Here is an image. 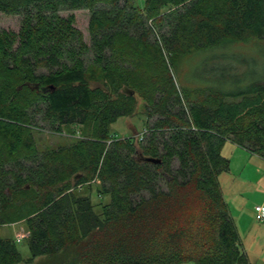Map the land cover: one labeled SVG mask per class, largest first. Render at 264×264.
<instances>
[{
  "label": "trees",
  "instance_id": "1",
  "mask_svg": "<svg viewBox=\"0 0 264 264\" xmlns=\"http://www.w3.org/2000/svg\"><path fill=\"white\" fill-rule=\"evenodd\" d=\"M138 1L0 0V12L23 16L17 32L0 31V226L27 227L24 264H250L220 190L221 149L264 159V77L231 95L186 88V105L157 85L194 55L221 83L247 70L224 51L264 46V0ZM79 9L91 11L90 44L59 14ZM154 26L167 28L161 45ZM134 84L148 94L144 114H159L141 141L111 132L134 115ZM37 117L76 141L38 150ZM88 183L107 198L98 213L77 194ZM16 243L0 237V264H23Z\"/></svg>",
  "mask_w": 264,
  "mask_h": 264
},
{
  "label": "rangeland",
  "instance_id": "2",
  "mask_svg": "<svg viewBox=\"0 0 264 264\" xmlns=\"http://www.w3.org/2000/svg\"><path fill=\"white\" fill-rule=\"evenodd\" d=\"M139 6H142V1H138ZM61 16H68L73 15L74 16V27L77 28L83 35L84 41L88 44H90V36L88 33V23L89 19L91 17V11L89 9H79V10H69V11H63L59 13ZM21 15H13V14H5L0 12V31L2 30H11L14 32H17L20 28L21 21H22ZM154 33L151 37V42L153 43H159L161 45L162 43V37L161 32L166 31L167 28L164 30H159L154 26ZM225 54L228 56H237L240 59H246L248 61V67L247 70L245 68L242 70V68H239L237 72H231L228 71L226 80L224 83H221V81L218 78H213L207 76V72L205 69L202 68L203 66V60L204 56H197L194 55L190 58H184L180 66L175 71L169 68V78L171 80V86H168L167 84L164 85L160 84L157 85L158 89H166V86L169 91H173V94L180 95L181 100L184 102L186 101L187 96H185L186 92L185 89L188 88L190 93L195 94V91L198 90H207L208 92L211 91H219L222 93H228V94H234L237 92H241L245 90L250 83L254 81H260L261 78L264 77V46L255 44V43H241L234 45L232 48H229L224 51ZM235 62V61H234ZM243 66V64H241ZM244 67V66H243ZM147 73V72H146ZM164 71H156L157 75H162ZM149 77L146 76L144 73H141L139 75L138 80L145 82L146 78ZM146 83V82H145ZM134 87V90H137V93L135 95V100L137 102V106L134 112L133 116H127V117H120L117 119L112 125H111V132L115 133L118 137H132L134 136L136 139L139 137V134L142 133L143 126L145 123L150 124L149 126L154 124V121L159 117V114L154 116H147L144 114V108L145 104H147L148 94H145L143 91H140L139 93V86L134 84L132 88ZM164 90H159L157 92V98L161 97L163 95ZM143 95H142V94ZM172 94V95H173ZM206 93H200V97H204ZM225 101L228 103H240L241 97L233 98L231 96H227ZM185 104V102H184ZM186 105V104H185ZM177 110V109H176ZM36 129L34 130V138L36 140V146L37 149L40 151L46 150V149H52L57 148L63 145L70 144L74 141H76L77 137L70 134L69 131L66 129H62L61 132L56 133L50 130V128L45 125L43 122L38 120L37 117V123H36ZM168 134H164L163 139L164 142L167 140ZM157 137L155 140L159 141L160 144H162V138ZM161 140V141H160ZM148 142H144V145H146ZM136 145H139V143H135ZM162 146V145H161ZM162 151V150H161ZM241 159L236 155L233 156V160L231 162V170L233 173H237L238 168L240 167L239 164L241 163ZM178 163L176 160L172 161V170L177 168ZM220 190L222 195L223 194V183H221L220 178ZM93 183H88L87 185L83 186L77 191V194H89L88 196L91 198V202L94 205V211L96 213L100 212L101 206L103 202L107 201V198H103L101 201L100 199L96 198V187ZM161 187L165 190V183L161 182ZM261 197V196H260ZM258 197V198H260ZM227 197L225 196V201ZM257 200V199H256ZM231 205L232 202H231ZM232 210L236 211V209L232 206ZM235 211L233 215L235 214ZM229 212V211H228ZM230 215V213H229ZM231 218H234L232 215H230ZM237 226V224H236ZM238 233L240 230L242 231L243 227L241 224H238ZM240 229V230H239ZM28 230L24 223H17V224H10V225H3L0 226V237L3 239H9V240H17V237L21 236L22 239L19 243H16V246L19 250V253L21 255V258L24 261L29 259L30 252L28 249ZM71 253V250L67 251L65 254ZM63 255V254H62ZM38 258L35 259L31 264H37ZM37 261V262H36ZM52 261H56L55 259H52ZM185 264H193V263H185Z\"/></svg>",
  "mask_w": 264,
  "mask_h": 264
},
{
  "label": "crops",
  "instance_id": "3",
  "mask_svg": "<svg viewBox=\"0 0 264 264\" xmlns=\"http://www.w3.org/2000/svg\"><path fill=\"white\" fill-rule=\"evenodd\" d=\"M236 154L242 161L233 173L231 162ZM221 155L228 160V170L219 176L223 199L227 197L225 203L237 232L238 224L243 227L238 235L250 264H264V219L256 220L254 209H264V159L229 141L223 145ZM232 206L236 209L234 215Z\"/></svg>",
  "mask_w": 264,
  "mask_h": 264
},
{
  "label": "built area",
  "instance_id": "4",
  "mask_svg": "<svg viewBox=\"0 0 264 264\" xmlns=\"http://www.w3.org/2000/svg\"><path fill=\"white\" fill-rule=\"evenodd\" d=\"M146 133V130H143L142 133L139 134V137L137 138L138 141L142 140V136ZM255 213H256V220H263L264 219V209L261 206H255ZM22 239L21 236L17 237V241L20 242Z\"/></svg>",
  "mask_w": 264,
  "mask_h": 264
},
{
  "label": "water",
  "instance_id": "5",
  "mask_svg": "<svg viewBox=\"0 0 264 264\" xmlns=\"http://www.w3.org/2000/svg\"><path fill=\"white\" fill-rule=\"evenodd\" d=\"M145 161L151 162V163H159L160 162L159 159H153V158H146Z\"/></svg>",
  "mask_w": 264,
  "mask_h": 264
}]
</instances>
